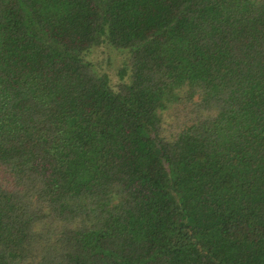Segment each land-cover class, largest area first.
<instances>
[{"label":"trees","instance_id":"1","mask_svg":"<svg viewBox=\"0 0 264 264\" xmlns=\"http://www.w3.org/2000/svg\"><path fill=\"white\" fill-rule=\"evenodd\" d=\"M0 264H264V0H0Z\"/></svg>","mask_w":264,"mask_h":264},{"label":"rangeland","instance_id":"2","mask_svg":"<svg viewBox=\"0 0 264 264\" xmlns=\"http://www.w3.org/2000/svg\"><path fill=\"white\" fill-rule=\"evenodd\" d=\"M89 59L98 61V66H100L102 70L107 71L111 75V77H113L116 68L120 65L122 56L117 54L116 52H111L110 59L109 61H107L106 54H103L100 49H96L89 55Z\"/></svg>","mask_w":264,"mask_h":264}]
</instances>
